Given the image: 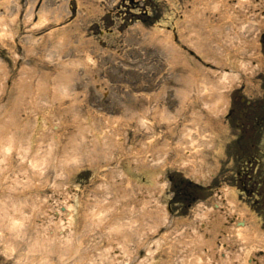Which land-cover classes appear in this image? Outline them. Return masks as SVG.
<instances>
[{"label":"rangeland","instance_id":"1","mask_svg":"<svg viewBox=\"0 0 264 264\" xmlns=\"http://www.w3.org/2000/svg\"><path fill=\"white\" fill-rule=\"evenodd\" d=\"M216 1L226 16L204 10ZM240 1L0 0L11 30L0 33V132L15 142L0 147V195L27 217L22 229L1 227L0 264L45 253L71 264L76 252H88L87 264H149L155 253L166 263L184 249L168 241L193 244L198 207L217 203L226 221L238 218L226 194L259 222L254 255L264 257V0ZM153 142L174 149L153 155ZM187 144V154L176 150ZM39 154L46 163L33 174L29 157ZM152 195L166 217L139 214L137 229L132 203ZM68 204L71 224L61 216ZM218 228L222 244L228 232ZM110 251L118 258L105 261Z\"/></svg>","mask_w":264,"mask_h":264},{"label":"bare ground","instance_id":"2","mask_svg":"<svg viewBox=\"0 0 264 264\" xmlns=\"http://www.w3.org/2000/svg\"><path fill=\"white\" fill-rule=\"evenodd\" d=\"M249 2L250 0H243V1H240V4L249 3ZM222 5H226V4L219 3L218 1H216V3H207L203 6H204V10H206L210 6L211 7L210 9H213L215 13L217 12L219 13L220 11V13L223 16H226V14L230 12L229 10L230 7L229 6L223 7ZM44 15L45 13H43V15L41 14V19H43V21H46L48 18L45 17ZM190 17L192 16L189 15L188 12H185L184 19L187 22L190 20ZM2 18L3 16L0 15V23H1L0 33L5 32L6 34H8L11 32V30L8 27H6L7 22L6 20H3ZM171 39H172V36L169 34H166L164 37H162V40H166L167 43H169ZM93 61H94V57L87 55L85 56V59L82 62L85 66H87V68H89L90 64H92ZM57 86L58 85L55 84V82H53L52 87L54 89H57ZM63 86H66V85H63ZM218 102L219 101H217V103L214 105L215 108H217ZM39 126H41L42 128L43 125H39ZM7 132L2 131V130L0 132V147H3L6 150H11V148L14 147L13 144L15 142L12 136L11 137L6 136ZM185 134H186V140H187L186 142L189 143L192 140L191 144H194L193 140H196V138L191 137L192 134L190 133V131L187 130ZM50 139H51L50 137H47L44 134V137H43L44 143L45 142L47 143ZM154 145L155 146L151 145V150H150L151 151L150 153L153 155L154 153H160V151H162L163 149L166 152V154H168L169 152L171 153L172 150L174 149V147L169 148L167 145L163 147V145L161 146L159 142H156ZM187 147H188V144L182 148L176 147V150L180 151L182 154H187L188 152V149H186ZM18 148H19L18 151L20 154L25 149H29V147L26 148V143H23L22 140L20 141ZM40 155L42 154H39V156L33 155L29 157L31 161L30 166L32 168L33 174L36 173L35 171L38 170L37 168L40 167V165H45L46 163V159ZM165 158L168 159L169 161V155ZM76 160H78V157L74 158V161ZM190 164H193V163H190ZM190 164H188L184 168L189 169L190 166H192ZM28 181H30L31 183L35 182V180H32L31 177L28 178ZM121 192L123 194V191ZM156 192L157 191H155V193ZM140 198L141 199H134L132 203V207H131L132 213L137 215V221L139 223L138 225H135L137 229L138 228L141 229L140 225H142V222H140L141 220L140 217H143L145 213L147 212H151L150 214H153L152 213L153 211L155 213L156 211H158V214H155V216L153 217L154 220L152 221H154V223L158 222L159 220L165 219L166 213L164 212V209L160 210L161 209L160 204L156 200L158 197H155L152 195V196H143ZM226 198L228 201L227 202L228 206L226 209H228L229 212H232V214L238 213V218H236L234 222L231 223V221H226V217L223 215L222 207L220 204L215 203L211 207L212 209L211 208L207 209L206 207L205 208L198 207L197 209L199 210L196 211L197 213L196 215L198 216L200 223L198 224V221L195 222L197 225H195L196 227H194L193 233H191V236H193V239H194V242L191 246L186 245L184 241L177 242L178 240H182V239L175 240L174 238V240H171L172 242L171 241L167 242L170 245V247L173 245H176L177 247H179L181 246V244H184L183 246L184 249H182L183 251L177 250L175 257L170 258L172 259L171 261H166L165 263L163 262L164 260L161 261V259H163V256L161 254L158 255L157 253H155L153 255L154 258L152 260L145 259L142 262H149V264H155L154 261L159 259L158 260L159 264H171V262L172 263L175 262L176 264H179L180 261L182 264H235V263L236 264H264V257L260 259V257H256L254 255V252H256L257 247L261 246L259 244L260 242L258 241L259 239L258 237L263 232L259 230L260 229L259 227L257 229V226H253V224H258L259 222L255 219V216L253 215V213L249 211L247 204H244V203L241 204L240 202H238L239 198L236 195L226 194ZM17 208L18 210L16 213L12 212L14 209H17ZM66 208L67 209L65 210V212H63V215L59 213V216L61 215L62 218L64 217L67 220V223L71 224L72 221L74 220L72 206L68 204V207ZM97 214H100V213L97 212ZM97 214L94 213L93 215L96 216ZM139 214L141 215L140 217H139ZM97 219H100L98 215H97ZM0 220H1L0 230H1V227L3 229L5 226H12L14 228L16 227L18 229H22V227L25 226V223L27 222V217L24 214L22 204H20L19 207L14 206L13 204H9V202L7 201V197L0 195ZM131 225L132 224H129V226ZM218 227H224L226 232H228V234L227 233L223 234V238L221 241L224 240V242L222 244L219 243L220 239H217L216 235H214L216 237H212L213 233L214 234L216 232L221 233L222 229L219 230ZM185 230L186 229L183 227V229H181V233L184 232ZM1 233H0V237H1ZM62 233H65V230H63L61 227L57 231L55 230L52 234L48 233L45 235L43 232L41 234L43 243H45L44 241L45 239L57 241V239L61 237ZM187 235H189V233H187L186 236ZM196 238L197 240H195ZM125 240L127 243L133 240L132 235L125 236ZM142 241H144V239H142ZM71 244H72V241H71ZM70 246L71 245L69 241L66 243L65 246H63V248L65 247H67V249L69 248V252H70L71 250ZM44 249L46 252L48 248H44ZM9 250L13 252L12 249H8V246H6L5 251L8 253ZM59 253L60 252L58 251V254ZM87 253L88 252H84L83 254L82 253L79 254L77 252L74 254L71 253L70 259L71 258L74 259L77 254V259L74 262L71 261V264H87V263H84L83 261H79L80 259L88 258ZM111 253L113 257H116L115 254H113V251H110L109 253H107V258L105 259V261L110 260L109 258H110ZM45 255L46 256L43 257V260L40 261L39 263H36L35 261H33L34 264H55V261L53 260L52 257H48L49 255H47L46 253ZM88 264H92V263L90 262ZM121 264H124V261L121 262Z\"/></svg>","mask_w":264,"mask_h":264}]
</instances>
